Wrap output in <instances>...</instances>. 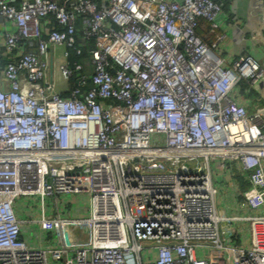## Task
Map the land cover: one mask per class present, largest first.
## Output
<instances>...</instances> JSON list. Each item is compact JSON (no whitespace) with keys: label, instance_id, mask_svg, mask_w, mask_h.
<instances>
[{"label":"built area","instance_id":"built-area-1","mask_svg":"<svg viewBox=\"0 0 264 264\" xmlns=\"http://www.w3.org/2000/svg\"><path fill=\"white\" fill-rule=\"evenodd\" d=\"M222 14L216 0H0V264H264V106L238 101L264 67L222 55ZM233 163L246 215L217 211L216 166ZM70 193L86 217L57 207ZM80 221L89 243L65 240ZM26 223L66 243L27 244Z\"/></svg>","mask_w":264,"mask_h":264},{"label":"crops","instance_id":"crops-1","mask_svg":"<svg viewBox=\"0 0 264 264\" xmlns=\"http://www.w3.org/2000/svg\"><path fill=\"white\" fill-rule=\"evenodd\" d=\"M222 3L223 14L221 19V24L223 30L226 32L224 39L219 43V51L222 55L230 59L240 52H249L253 54L264 67V0H219ZM257 5H260L259 7ZM198 34L204 38L205 41L210 42L213 35L208 32L207 26L202 24L198 29ZM255 95L253 99L250 98H240L238 101H244L247 104L249 110H254L258 107L264 106L261 102L260 94L254 91ZM252 95V94H249ZM247 95V96H249ZM217 172H220L217 177H222L221 181L215 178V184L218 189L216 196V206L217 211L220 215H246L248 209L242 201L240 196V190L247 187L246 177L240 171V165L238 163H233L232 166L221 168L216 166ZM78 195L82 199H86L89 205V198L84 193H70ZM27 198V197H26ZM60 201L57 202V207L60 206ZM63 206V205H62ZM40 204L37 203L36 213ZM53 206L49 207V212L54 214L52 211ZM68 217H74L82 219L87 216H71L69 210L62 211ZM76 212V211H74ZM35 213V215H36ZM56 214V213H55ZM17 215L20 218H27L28 216H35L32 211H24L22 208L17 209ZM81 222V221H80ZM222 223L228 224L229 230L232 232L233 238L236 240L239 238L240 243L244 246H248L249 242V226L247 221L234 220L229 223L228 221H223ZM77 224V223H75ZM81 229L80 232L75 230L73 236L75 243L85 244L90 241L89 226L85 223L82 226L79 223ZM57 232V228L52 226ZM21 229L23 231V238L27 244L32 246H40L43 244H55L61 246L66 243L65 240L56 235V240L51 241L48 236L44 235L43 230L39 227L38 223L32 224H22ZM67 230V227L65 228ZM64 230V231H65ZM64 234V233H63ZM233 240V239H232Z\"/></svg>","mask_w":264,"mask_h":264},{"label":"rangeland","instance_id":"rangeland-1","mask_svg":"<svg viewBox=\"0 0 264 264\" xmlns=\"http://www.w3.org/2000/svg\"><path fill=\"white\" fill-rule=\"evenodd\" d=\"M255 90H256V92H258V94H260L261 102L264 103V86H262V84H257L256 88L247 94V95H249V94H252V95H249V96L246 95L245 98L247 97V98L253 99L254 95H255V93H254ZM215 170L216 169L214 168V171ZM217 174L219 175L220 172H217ZM19 199H21L20 201L23 204V210L24 211H32V214L35 215V213H36L35 204L37 202L35 200H32V198H28V197L27 198L20 197ZM59 200L61 203H66L65 204L66 210L67 211L69 210V212L71 213V216H83V215L87 214L88 203H87L86 199H82L78 195H74V194H63L59 198ZM47 210L49 211V207H47ZM74 211H76V212H74ZM37 215H39V213ZM79 223H81L82 226H85V222H83V221L78 222L77 224H75L73 222H70L67 224V230L64 231V236H63L65 240L73 241V239H75L73 236L74 233H72V232L74 230L77 233L81 231V229L78 228V227H80ZM55 226H56L57 230L59 231V233L62 234V230L64 228H60L58 226V224H55ZM88 231H89V229H88ZM55 233H56L55 230L50 227L49 238L52 242L56 240Z\"/></svg>","mask_w":264,"mask_h":264},{"label":"trees","instance_id":"trees-1","mask_svg":"<svg viewBox=\"0 0 264 264\" xmlns=\"http://www.w3.org/2000/svg\"><path fill=\"white\" fill-rule=\"evenodd\" d=\"M216 1H218V2H220L219 0H216ZM92 43V42H91ZM90 45V44H89ZM86 53H87V51H86V49H83V54H81V55H72L71 56V58L72 59H82L84 56H86Z\"/></svg>","mask_w":264,"mask_h":264}]
</instances>
